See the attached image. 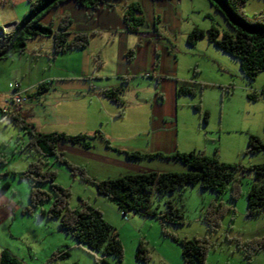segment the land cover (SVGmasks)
<instances>
[{"label": "rangeland", "instance_id": "374dc122", "mask_svg": "<svg viewBox=\"0 0 264 264\" xmlns=\"http://www.w3.org/2000/svg\"><path fill=\"white\" fill-rule=\"evenodd\" d=\"M188 2L184 17L187 16L180 27L183 34L187 33L193 24H198L204 29L215 25L221 31H231L220 12L225 11L223 5L219 4L216 9V3L211 4L207 0H188ZM13 3V0H0V25L5 30H8L6 27L8 23L20 20L28 10L27 1L17 4L15 8ZM242 12L249 18L254 14L263 13L264 0H247ZM12 16L17 18L11 19ZM88 33L90 35V32ZM181 36L182 38L176 42L175 49L178 57V75L184 80L198 82L202 85V90L200 91L198 86L195 95L180 96L177 99L178 150H196L211 155L216 149L220 160L241 163L244 166L264 161V149L254 153L246 152L250 133L258 135L264 141V69L258 73L255 80L249 82L242 74L238 60L209 44L206 38L199 40L194 47H188L185 36L182 34ZM44 51L45 49L42 53ZM69 51L65 53H80L76 50ZM14 57L17 59V56ZM11 58L12 55L5 58L7 60H0V103L11 93L12 87L8 86L9 82L17 85L16 78L20 80L15 70L18 68V60L12 61ZM32 60L35 67L28 76L34 80L44 74L54 76L60 72L59 61L50 62L49 67L45 66L44 70H39L38 67L48 64V59L32 57ZM24 61L25 66L29 67L28 62ZM55 79L53 77V80ZM139 79L143 84L145 82V86L150 82L141 77ZM96 81L100 84L107 83ZM108 81L117 82L114 79ZM129 82L142 89L137 79ZM252 92L258 95L256 100L247 97V94ZM128 97L131 95L129 94ZM125 100L127 105L133 102V99L130 104L129 98ZM89 101H70L59 106V112L63 108L77 109L84 118L82 122L90 126L93 124L97 126L99 119L105 121L101 116L107 113V108L109 119L116 116L112 114L111 107L91 101L89 104ZM195 105H200V111L194 109ZM35 106L41 113L42 106L40 104ZM126 108L127 125H133L131 129L136 125L144 126L142 115L138 117L142 122L130 121L133 114L143 112L142 107L132 105ZM146 109L144 106V110ZM204 110L208 112L206 124L201 118ZM39 118L44 122L48 121L42 114ZM82 126V123L78 124V128ZM106 126L109 129L114 125L112 121L107 125L103 122L101 130H105ZM114 128L117 129V126ZM111 134L114 136L110 135L108 139L112 146L118 145L115 135L119 133ZM26 140L27 135L12 123H6L0 114V157L4 159V162H0V252L3 248L10 250L22 264H94L95 258H101L102 253L90 251L86 246L78 244L73 236L58 228L56 219L39 218L35 212L33 215L21 212L28 205L29 182L19 178L18 173L26 169L28 161L33 158L28 151L20 150V146ZM95 154L98 156L92 157L90 161L85 159L82 164L74 163L67 156L65 157L72 163L84 167L88 175L98 178L97 175L102 176V170L109 172L111 168L108 163L107 168L104 167L105 161L100 160V158L108 159L107 152ZM48 160L54 164L53 167L57 172L55 182L68 187L71 191L69 206L79 208L87 203L96 207L102 212L104 219L114 227L124 248L122 264H185L181 245L173 238L174 236L181 239L206 236L209 243L206 264H264V248L252 252L250 257L245 256L243 252L247 241L264 238V213L246 215L245 193L254 180L252 170L235 172V175L240 176L242 180L240 185L242 193L235 202L229 199V189L220 195L219 200L232 206L234 212L228 211L220 220L217 229L211 231L202 219V212L206 204L216 198V194L209 188H202L198 183L186 184L182 189L179 187L163 195L155 192L151 194L152 207L156 206L159 211H164L167 201L170 200L183 214L181 223H162L155 216H144L132 210L123 214L111 200L99 195L92 184L81 180L78 173L73 175L64 164L54 162L52 157ZM91 170L97 175L92 174ZM6 182L9 185L4 189L2 187ZM40 187L48 189V184H41ZM140 240L148 249L149 258L146 262L138 260L135 256ZM57 249H66L68 254L52 258L51 255ZM105 257L109 264H115L113 256Z\"/></svg>", "mask_w": 264, "mask_h": 264}, {"label": "trees", "instance_id": "16d2710c", "mask_svg": "<svg viewBox=\"0 0 264 264\" xmlns=\"http://www.w3.org/2000/svg\"><path fill=\"white\" fill-rule=\"evenodd\" d=\"M65 0H27L28 10L24 16L12 27L5 30L0 25V51L5 49L14 33L20 29L12 47L0 59L8 58L15 52L23 53L26 49L27 40L33 37L51 36L53 39V54L64 53L73 49H83L89 43L87 31L71 32L73 19L68 13L60 16L57 28L44 24L42 17L52 8ZM77 4L95 10L98 7L112 5L113 0H74ZM215 5L224 6L223 12L229 21L233 31L219 30L215 25L207 29L193 27L187 34V42L195 44L201 38H206L218 49L229 54L239 62L244 77L252 82L258 73L264 69V12L254 14L249 18L242 12V7L247 0H211ZM123 20L129 31H137L144 21L141 5L138 1L128 2L124 6ZM8 25V24H7ZM129 50L126 54H129ZM51 81H41L31 93H24L28 99L44 94L50 89ZM202 85L199 84L201 91ZM14 88V87H13ZM16 91V90H13ZM119 87L106 89L103 94L110 100L122 103ZM196 87L189 81L181 83L177 89V96L195 95ZM247 97L256 100L255 92L248 93ZM10 100V99H9ZM24 104V105H25ZM200 110V105L194 106ZM21 110H15L7 106H0V114L6 123H12L27 135L26 142L20 146V150H26L33 155L28 161L26 169L18 173L19 178L29 182L28 205L22 209V213L39 218L56 219L58 228L70 234L78 244L86 246L90 251H100L101 258H95L94 264H109L105 256L115 258V264H122L124 248L121 240L117 237L114 227L107 222L102 212L87 203L79 208L69 206L68 200L71 191L55 182L57 175L53 163L48 160L52 157L54 162L64 164L75 175L78 173L81 180L92 184L96 192L111 200L123 214L132 210L144 216H155L160 222L181 223L183 214L181 210L170 200L164 211H159L156 206L152 207L151 194L153 192L163 195L177 188H184L186 184H199L202 188H209L216 194L214 200L209 201L203 212L202 219L206 222L209 230H216L220 220L228 211L234 212L232 206L226 205L219 197L226 189H229V199L235 202L242 193L241 178L235 175L237 170L246 169L254 172L253 181L246 190L247 216L264 213V161L244 166L241 163L224 162L218 158L217 150L211 155L201 151H179L171 153L155 152L143 154L139 151L126 152L128 157L160 156L174 159L186 166L182 171H142L125 173L117 177L96 178L87 174L84 167L76 165L68 160L64 153L57 147L59 140L80 143L90 146V136L85 133L69 134L62 131L42 132L23 117ZM202 122L207 123L208 112L202 113ZM19 136H17V139ZM264 149V141L256 134L250 133L247 139L246 152L254 153ZM4 159L0 157V162ZM47 183L48 189L40 187ZM8 182L3 184L7 187ZM181 245L182 258L185 264H206L209 249L208 238H177L173 237ZM264 248V238L247 241L244 246V255L250 257L252 252ZM66 249H57L51 255L52 258L67 255ZM135 256L138 260L146 262L149 258L148 249L142 240L138 242ZM0 264H22L21 261L8 249H1Z\"/></svg>", "mask_w": 264, "mask_h": 264}, {"label": "crops", "instance_id": "0c3cea01", "mask_svg": "<svg viewBox=\"0 0 264 264\" xmlns=\"http://www.w3.org/2000/svg\"><path fill=\"white\" fill-rule=\"evenodd\" d=\"M13 1L14 7L27 0ZM131 1L140 3L144 15V21L139 29L132 32L126 29L123 20L124 6ZM207 1L211 4L214 3L211 0ZM188 4V0H113L112 5L89 10L74 0H65L50 9L41 19L44 24L57 28L60 16L68 13L73 19L71 32L74 33L78 30L90 32L89 43L83 49L72 50L80 53L53 54L52 37L36 36L27 40L23 53L12 55V61L18 60V68L15 70L19 74L20 80L16 78L17 85L12 87L11 92L16 90L31 93L39 82L51 81L50 89L47 92L37 98L31 97L28 103L23 105L21 111L23 117L42 132L62 131L69 134L85 133L89 135L90 146L88 147L64 140H59L57 147L72 162L79 164H82L85 159H87L85 161H90L92 157H97L96 152H107L108 159L100 158V160L105 161L104 167L106 168L107 163L110 164L111 169L109 172L102 170V176L91 170V173L97 175L98 178L117 177L125 173L142 171L186 170L185 165L172 158L160 156L130 158L126 152L139 151L147 155L155 152L171 153L178 150L176 124L177 99L180 96H177L176 89L184 81L191 82L196 88L199 86L198 82L184 80L178 75V57L175 49L176 42L182 38L181 34L185 36L188 47H194L202 39L197 40L193 45L187 42L188 32L195 26L199 27L198 24H193L187 33L183 34L180 30L187 16L184 17ZM215 7L217 9L218 6ZM220 12L233 31L223 11ZM16 18V16H12L11 19ZM43 49H45L44 53H42ZM129 50H132V53L128 57L126 53ZM96 51L97 53H95ZM14 56H17V59H14ZM24 56H26L25 59H23ZM228 56L230 55L228 54ZM32 57L48 59V64L38 67L39 70H44L45 66L49 67L50 62L57 63L59 61L60 72L54 76L44 74L36 80L30 78L28 75L35 67ZM65 58L68 61H65ZM231 58L233 57L231 56ZM24 60L28 62L29 67L25 66ZM16 77L18 76L16 75ZM53 77L56 79L53 80ZM140 77L150 81L147 86H145V82L143 84L140 81ZM108 79H114L117 82L110 83ZM132 79H137L142 89L132 85L129 82ZM96 80L107 83L100 84ZM10 83L9 87H11ZM114 87L121 89L122 103L112 101L103 94L104 90ZM129 94L131 97H128ZM10 95L11 93L0 103L1 107L7 106ZM125 98H129V104L132 99L133 102L127 105ZM87 100H90L91 103L96 102L111 107L112 114L116 116L109 119L107 108V113H103L101 116L105 121L99 119L100 124L90 126L82 122L84 118L77 109L63 108L59 112V106L63 104L70 101L87 102ZM35 104L42 106L41 113L36 110ZM132 105L142 107L143 112L133 114L130 121H143L144 126L136 125L131 129L133 125H127L125 115L128 114V110L126 107ZM144 106H146V110H144ZM194 109L196 108L194 107ZM40 114L48 121H42L39 118ZM139 115H142V121L138 118ZM109 121H112L113 128L107 129L106 126L105 130H101L103 122L107 125ZM79 123L83 125L81 128H78ZM115 126L117 129L114 128ZM114 132L119 133L115 135L118 145L112 146L108 137L110 138V135H113L111 133Z\"/></svg>", "mask_w": 264, "mask_h": 264}, {"label": "built area", "instance_id": "2783aa9c", "mask_svg": "<svg viewBox=\"0 0 264 264\" xmlns=\"http://www.w3.org/2000/svg\"><path fill=\"white\" fill-rule=\"evenodd\" d=\"M10 86L14 87V84L10 83ZM9 99L10 100H8V106L15 110H21V107L27 101V97L17 91H12Z\"/></svg>", "mask_w": 264, "mask_h": 264}, {"label": "water", "instance_id": "95a60500", "mask_svg": "<svg viewBox=\"0 0 264 264\" xmlns=\"http://www.w3.org/2000/svg\"><path fill=\"white\" fill-rule=\"evenodd\" d=\"M17 22H14L13 24L16 25ZM24 25H21L20 28L14 33L12 39L10 40V43L8 44V46L3 49L2 51H0V57L3 56L5 53L8 52V50L12 47L13 43H14V40L16 38V36L18 35L20 29L23 28Z\"/></svg>", "mask_w": 264, "mask_h": 264}, {"label": "clouds", "instance_id": "9594fccd", "mask_svg": "<svg viewBox=\"0 0 264 264\" xmlns=\"http://www.w3.org/2000/svg\"><path fill=\"white\" fill-rule=\"evenodd\" d=\"M14 24L13 23H9L8 25H6V27H12Z\"/></svg>", "mask_w": 264, "mask_h": 264}]
</instances>
